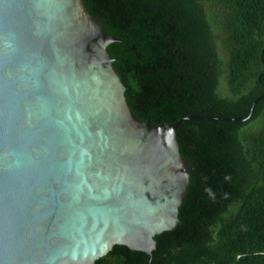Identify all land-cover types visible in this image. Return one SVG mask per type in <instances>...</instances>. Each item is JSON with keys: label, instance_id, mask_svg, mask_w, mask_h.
<instances>
[{"label": "water", "instance_id": "95a60500", "mask_svg": "<svg viewBox=\"0 0 264 264\" xmlns=\"http://www.w3.org/2000/svg\"><path fill=\"white\" fill-rule=\"evenodd\" d=\"M83 0H0V264L152 259L190 184L183 120L136 118Z\"/></svg>", "mask_w": 264, "mask_h": 264}, {"label": "trees", "instance_id": "16d2710c", "mask_svg": "<svg viewBox=\"0 0 264 264\" xmlns=\"http://www.w3.org/2000/svg\"><path fill=\"white\" fill-rule=\"evenodd\" d=\"M136 118H246L264 96V0H83ZM225 81L228 94L222 93ZM193 168L152 259L114 245L94 264H264V97L244 122L183 120Z\"/></svg>", "mask_w": 264, "mask_h": 264}, {"label": "rangeland", "instance_id": "374dc122", "mask_svg": "<svg viewBox=\"0 0 264 264\" xmlns=\"http://www.w3.org/2000/svg\"><path fill=\"white\" fill-rule=\"evenodd\" d=\"M221 86H222V93L223 94H228V90H227V86H226L225 81L221 82Z\"/></svg>", "mask_w": 264, "mask_h": 264}]
</instances>
